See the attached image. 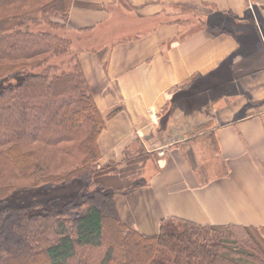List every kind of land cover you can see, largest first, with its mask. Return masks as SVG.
Masks as SVG:
<instances>
[{"label": "crops", "instance_id": "0c3cea01", "mask_svg": "<svg viewBox=\"0 0 264 264\" xmlns=\"http://www.w3.org/2000/svg\"><path fill=\"white\" fill-rule=\"evenodd\" d=\"M174 6L207 21L190 29ZM248 13L263 25L264 0H73L74 53L102 113L115 111L100 162L152 174L115 196L142 232L170 216L264 226V34L238 41Z\"/></svg>", "mask_w": 264, "mask_h": 264}, {"label": "trees", "instance_id": "16d2710c", "mask_svg": "<svg viewBox=\"0 0 264 264\" xmlns=\"http://www.w3.org/2000/svg\"><path fill=\"white\" fill-rule=\"evenodd\" d=\"M72 4L0 0V78L40 67L0 90V201L17 189L83 185L60 209L0 208V264H264V226L170 216L149 234L121 217L114 195L142 182L117 181L128 163L100 162L115 111L102 113L76 54L54 61L73 42L64 33Z\"/></svg>", "mask_w": 264, "mask_h": 264}, {"label": "rangeland", "instance_id": "374dc122", "mask_svg": "<svg viewBox=\"0 0 264 264\" xmlns=\"http://www.w3.org/2000/svg\"><path fill=\"white\" fill-rule=\"evenodd\" d=\"M212 13V12H211ZM216 15L218 16L220 14L219 11L216 10ZM173 18H179L180 20L187 21L189 23L190 29H194L199 26V22L201 23L202 20L207 21L208 12L206 11H200L199 9H193V8H184L180 6H174V11L171 14ZM211 16H214L211 14ZM246 21L243 24V28L248 29V33H237V39L241 43L243 42L246 46V39L248 40L249 36L253 38V40H261V34H264V24H260L258 19L256 20L254 15L252 13H248L246 15ZM227 21H229V16L227 17ZM212 23V22H209ZM227 23H225V26ZM213 29H219V25H212ZM68 29V28H67ZM65 34L72 36V32L69 30L64 31ZM250 46L255 47L257 45L256 41H253L252 43L249 42ZM262 43H259V46H261ZM75 44L73 43L70 47V50L68 53H65L64 55L60 56L55 62H61V61H68V59L71 57L72 54H75ZM65 66L67 63L64 64ZM40 70V67L31 68L28 70H19L15 73L6 75L2 78H0V90L4 87L19 83L22 81L26 75L29 73H35ZM214 87V86H213ZM212 89V86H210L209 90ZM126 149V153H131V151H128ZM156 156H159L157 151ZM153 161V160H152ZM113 172V171H112ZM106 174V173H104ZM132 174H119L117 181H124ZM137 181H146V176L150 177L152 174H135ZM133 182L124 183V185L132 184ZM82 182L81 181H72L69 183H61L56 184L54 186H41L33 189H17L14 191V193L8 197L5 201H0V208L3 207H15V206H29L32 211H40L44 208H50V209H60L64 203L68 200H78L81 197L82 193ZM114 187L118 188L116 184H114ZM135 186L134 188H136ZM121 189V186L119 187ZM133 188V189H134ZM131 189V190H133ZM130 190V191H131ZM129 192V191H126ZM119 193V192H118ZM125 193V192H124ZM117 194V193H116ZM116 194L114 196H116ZM34 201L40 202L39 205L31 206ZM125 221V220H124ZM127 222V221H126Z\"/></svg>", "mask_w": 264, "mask_h": 264}]
</instances>
